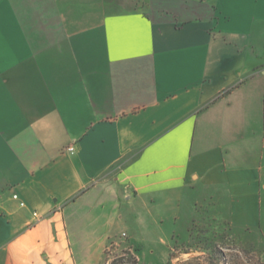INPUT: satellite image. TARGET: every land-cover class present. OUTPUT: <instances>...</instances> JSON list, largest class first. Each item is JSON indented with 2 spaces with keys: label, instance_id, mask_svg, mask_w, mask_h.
<instances>
[{
  "label": "crops",
  "instance_id": "0c3cea01",
  "mask_svg": "<svg viewBox=\"0 0 264 264\" xmlns=\"http://www.w3.org/2000/svg\"><path fill=\"white\" fill-rule=\"evenodd\" d=\"M253 199L264 0H0V264L99 261L157 207L248 224Z\"/></svg>",
  "mask_w": 264,
  "mask_h": 264
},
{
  "label": "rangeland",
  "instance_id": "374dc122",
  "mask_svg": "<svg viewBox=\"0 0 264 264\" xmlns=\"http://www.w3.org/2000/svg\"><path fill=\"white\" fill-rule=\"evenodd\" d=\"M211 205L201 200L192 213L186 206L152 208L142 223L126 218L113 226L101 259L94 252L89 264H264V203L253 199L248 224L235 225Z\"/></svg>",
  "mask_w": 264,
  "mask_h": 264
},
{
  "label": "built area",
  "instance_id": "2783aa9c",
  "mask_svg": "<svg viewBox=\"0 0 264 264\" xmlns=\"http://www.w3.org/2000/svg\"><path fill=\"white\" fill-rule=\"evenodd\" d=\"M71 149L73 150L74 148L72 147Z\"/></svg>",
  "mask_w": 264,
  "mask_h": 264
}]
</instances>
